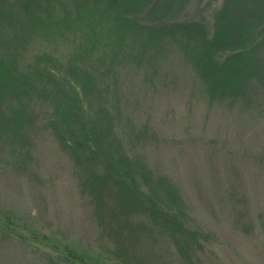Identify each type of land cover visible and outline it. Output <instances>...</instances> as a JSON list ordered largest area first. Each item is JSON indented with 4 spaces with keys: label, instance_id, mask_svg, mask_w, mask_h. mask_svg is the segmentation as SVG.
Returning <instances> with one entry per match:
<instances>
[{
    "label": "trees",
    "instance_id": "16d2710c",
    "mask_svg": "<svg viewBox=\"0 0 264 264\" xmlns=\"http://www.w3.org/2000/svg\"><path fill=\"white\" fill-rule=\"evenodd\" d=\"M187 2L19 0L13 6L0 0V19L21 26L0 57V98L12 97L19 111L13 123L1 119L0 126L25 147L36 107L49 110L48 128L71 159L109 241L106 264L138 261L139 246L150 240L166 241L193 264L206 241L191 226L179 189L140 155L129 154L119 136L121 71L155 79L176 55L210 102L264 103V0H224L211 27L179 21ZM31 39L49 51L25 66L10 48ZM63 253L68 263H85L83 252L67 247Z\"/></svg>",
    "mask_w": 264,
    "mask_h": 264
},
{
    "label": "rangeland",
    "instance_id": "374dc122",
    "mask_svg": "<svg viewBox=\"0 0 264 264\" xmlns=\"http://www.w3.org/2000/svg\"><path fill=\"white\" fill-rule=\"evenodd\" d=\"M223 2L188 0L179 21L211 27ZM16 24L0 19V57L21 34ZM18 45L10 50L25 66L49 51L32 39ZM121 96L117 132L127 151L179 189L191 226L206 234L193 264H264V103L210 102L176 55L155 79L123 69ZM10 98H0V124L18 115ZM34 116L25 147L0 126V264H74L63 256L67 247L83 252L84 264H106L109 241L48 128L49 110L40 105ZM139 250L129 264H187L164 240L146 241Z\"/></svg>",
    "mask_w": 264,
    "mask_h": 264
}]
</instances>
